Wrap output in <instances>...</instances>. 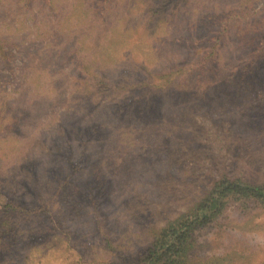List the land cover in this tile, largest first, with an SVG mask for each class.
I'll list each match as a JSON object with an SVG mask.
<instances>
[{
  "label": "rangeland",
  "instance_id": "374dc122",
  "mask_svg": "<svg viewBox=\"0 0 264 264\" xmlns=\"http://www.w3.org/2000/svg\"><path fill=\"white\" fill-rule=\"evenodd\" d=\"M225 176L264 182V0H0V264H135ZM196 237L264 264V206Z\"/></svg>",
  "mask_w": 264,
  "mask_h": 264
},
{
  "label": "trees",
  "instance_id": "16d2710c",
  "mask_svg": "<svg viewBox=\"0 0 264 264\" xmlns=\"http://www.w3.org/2000/svg\"><path fill=\"white\" fill-rule=\"evenodd\" d=\"M231 203L242 208H250L251 203L264 206V182L229 176L217 180L193 208L155 233L151 246L135 264H200L194 256L197 231L218 221Z\"/></svg>",
  "mask_w": 264,
  "mask_h": 264
}]
</instances>
